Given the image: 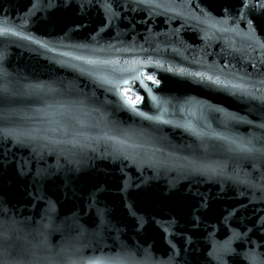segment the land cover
I'll list each match as a JSON object with an SVG mask.
<instances>
[{"label":"water","instance_id":"95a60500","mask_svg":"<svg viewBox=\"0 0 264 264\" xmlns=\"http://www.w3.org/2000/svg\"><path fill=\"white\" fill-rule=\"evenodd\" d=\"M157 2L163 6L0 0V27L11 30L0 35V66L13 79L68 87L86 97V119L100 124L76 129L83 147L72 157L78 164L70 165L59 150L70 145L41 153L8 135L55 127L38 123L48 117L32 115L42 108L37 97L5 105L30 117L0 121L6 156L0 158V219L16 222L25 247L48 223L47 240L55 248L75 222L84 229L78 264L106 259L121 245L138 264H248L243 253L252 248L264 255V159L232 144L264 134L257 127L264 123V0ZM88 59L116 63L86 64ZM134 61L143 62L135 65L138 71L160 80H145L151 96L133 89L144 97L139 111L153 119L123 106L104 91L108 85L88 74L114 78L116 68L127 78L135 75L127 71ZM38 172L44 175L34 185ZM49 199L55 202L51 211ZM101 225L97 241L93 234ZM222 249L230 250L219 260L209 255ZM16 259L31 264L27 255Z\"/></svg>","mask_w":264,"mask_h":264},{"label":"snow or ice","instance_id":"6c2138e0","mask_svg":"<svg viewBox=\"0 0 264 264\" xmlns=\"http://www.w3.org/2000/svg\"><path fill=\"white\" fill-rule=\"evenodd\" d=\"M138 6L147 8H158L162 7L161 3L157 0H136ZM11 30L8 28L0 27V35L7 34ZM19 35V33H13ZM30 38V37H29ZM39 43V41H37ZM66 55H69L66 53ZM2 59V56H0ZM77 60H85L84 57L78 56ZM86 64H105L113 65L115 61H95L88 59L85 61ZM143 63L142 61H134L133 67L128 69L129 73L134 72L135 75L129 74L127 78L124 76H117L116 73L119 71H125L121 69H112L113 77L109 78L98 74L95 70L89 71L88 74L95 80L100 82L101 86L108 85L109 87L104 88L106 93H112L115 96L120 97L123 102V106L130 108L133 112L138 115L145 117L146 119H153L148 117L146 113L139 111L138 105L141 104L144 97L139 92L133 93V89H140L146 91L148 95H152L151 89H149L146 81L152 84L159 85L160 80L156 79L153 75H146L142 71H138L135 67L136 64ZM80 71H85L81 68ZM196 76H203V73H194ZM212 79L211 77H207ZM215 83L219 84L221 81L216 79ZM19 96H33L37 97L42 108L35 109L32 113L34 116L48 117V119H41L38 123L42 125H55L48 129H40L32 132H18L13 134L8 132V135H14L17 143H30L35 148H39L42 153L45 150L55 151L61 144L70 145L68 148L60 147L59 150L62 155L67 159V163L78 164V161L72 159L75 155L77 148L83 147L78 136L82 135L81 132L76 129L81 128L88 124L90 127H99V122L91 123L86 119L88 113L85 111L86 97L80 96L78 93L68 87L52 86V84H36V83H25L19 78L13 79V74L8 72L7 69L0 66V121H7L13 116H20L23 118H30L25 113H19L11 110L5 105L10 104L13 98ZM56 97H60L59 99ZM155 100V97H152ZM104 103H117L120 101H105ZM100 113V109H93ZM103 118L104 113H100ZM158 119V117H157ZM257 127L264 129V123H260ZM51 133H59L62 136H69L66 140H56L54 136L49 135ZM235 151L244 153L250 158L264 159V134L259 136L253 134L247 139H241L239 141H232ZM0 158L6 159L2 149H0ZM2 162V161H0ZM191 167L195 169L194 162H191ZM212 172L215 174V170ZM44 173L38 172L33 176V183L39 184ZM98 187V186H97ZM31 195V194H29ZM47 193H38L35 199H43ZM93 195L92 193L89 194ZM49 211L54 210L55 202L48 200ZM5 201L0 199V215L4 213ZM103 223V222H102ZM48 223H44L42 228L34 230L33 241H26L27 247L21 244V237L18 235L19 229L16 227V222L12 220L0 219V264H19L17 257H23L27 255L30 258L31 264H78L79 260L82 259V245L79 244V240L84 233V229L77 223L73 222L67 225V236L64 237L63 242L53 248L47 240V229L49 228ZM94 238L99 241L103 239L102 236V225L98 227L96 232L93 234ZM230 249H222L209 253L210 256H214L219 260L225 251ZM145 256L148 253L145 252ZM243 256L248 261V264H264V255L257 252L255 248L249 249L243 253ZM87 264H138L135 253L128 249L126 246L121 245L118 251L106 259H89Z\"/></svg>","mask_w":264,"mask_h":264},{"label":"bare ground","instance_id":"6f19581e","mask_svg":"<svg viewBox=\"0 0 264 264\" xmlns=\"http://www.w3.org/2000/svg\"><path fill=\"white\" fill-rule=\"evenodd\" d=\"M133 93H135V92L133 91Z\"/></svg>","mask_w":264,"mask_h":264}]
</instances>
